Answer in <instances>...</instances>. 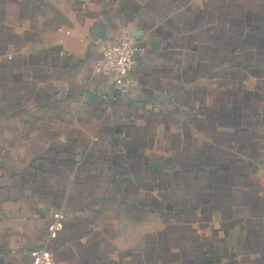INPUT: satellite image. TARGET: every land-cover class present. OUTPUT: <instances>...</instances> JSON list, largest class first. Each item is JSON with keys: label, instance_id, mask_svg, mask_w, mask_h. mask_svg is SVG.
Masks as SVG:
<instances>
[{"label": "crops", "instance_id": "obj_1", "mask_svg": "<svg viewBox=\"0 0 264 264\" xmlns=\"http://www.w3.org/2000/svg\"><path fill=\"white\" fill-rule=\"evenodd\" d=\"M55 210L56 264H264V0H0V264Z\"/></svg>", "mask_w": 264, "mask_h": 264}, {"label": "built area", "instance_id": "obj_2", "mask_svg": "<svg viewBox=\"0 0 264 264\" xmlns=\"http://www.w3.org/2000/svg\"><path fill=\"white\" fill-rule=\"evenodd\" d=\"M94 46L101 55L98 71L112 76L116 82L127 78L135 68L136 46L127 38L122 37L117 42L109 43L100 39L94 40ZM65 215L61 210H55L52 222L47 229V241L43 248L32 250L29 255L30 264H56L49 249L64 228Z\"/></svg>", "mask_w": 264, "mask_h": 264}]
</instances>
